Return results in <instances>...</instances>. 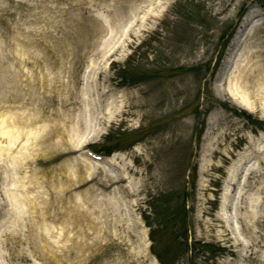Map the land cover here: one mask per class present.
I'll return each instance as SVG.
<instances>
[{
  "label": "rangeland",
  "instance_id": "rangeland-1",
  "mask_svg": "<svg viewBox=\"0 0 264 264\" xmlns=\"http://www.w3.org/2000/svg\"><path fill=\"white\" fill-rule=\"evenodd\" d=\"M0 264H264V0H0Z\"/></svg>",
  "mask_w": 264,
  "mask_h": 264
},
{
  "label": "bare ground",
  "instance_id": "bare-ground-1",
  "mask_svg": "<svg viewBox=\"0 0 264 264\" xmlns=\"http://www.w3.org/2000/svg\"><path fill=\"white\" fill-rule=\"evenodd\" d=\"M231 93V92H230ZM231 95V94H230ZM232 96H233V99L234 100H237V98H236V96H235V94H233V92H232ZM240 105L243 107V106H245V103H244V101H240Z\"/></svg>",
  "mask_w": 264,
  "mask_h": 264
}]
</instances>
